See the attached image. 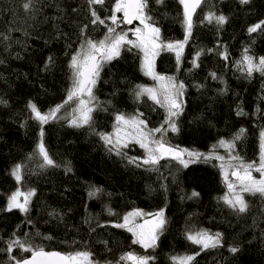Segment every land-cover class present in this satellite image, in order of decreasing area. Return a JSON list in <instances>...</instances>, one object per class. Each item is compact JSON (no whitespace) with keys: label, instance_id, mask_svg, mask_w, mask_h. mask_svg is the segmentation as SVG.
Wrapping results in <instances>:
<instances>
[{"label":"trees","instance_id":"trees-1","mask_svg":"<svg viewBox=\"0 0 264 264\" xmlns=\"http://www.w3.org/2000/svg\"><path fill=\"white\" fill-rule=\"evenodd\" d=\"M25 2L0 0V264L31 256L15 247L8 253L11 240L45 251L86 250L96 264L114 263L129 252L152 257L149 264H177L173 257L186 255H195L192 264H264V197L245 193L247 210L230 208L221 199L227 188L217 159L209 155H222L223 140L233 144L229 150L239 157L236 165L260 159L264 74L249 77L243 58L258 62L264 57V24L248 31L264 22V0H203L179 63L173 51L156 56L155 72L184 85L181 111L172 117L176 131L165 123L166 108L146 95L137 98L138 86L154 83L142 70L140 50L131 45L102 64L90 123L72 126L78 100L65 103L73 85L71 58L87 40L100 41L108 34L115 0L103 5L32 0L28 10ZM93 10L104 24L92 23ZM146 12L160 29L161 42L184 40L179 0H148ZM209 13L225 16L226 22H209ZM118 17L122 21V14ZM118 27L128 29L122 22ZM30 103L41 114L62 107L55 119L41 123ZM118 115L137 117L148 130L162 128L153 139L163 136L172 147L202 155L184 167L171 157L143 164V151L135 145L117 154L101 134L112 133ZM40 143L54 165L44 164ZM16 165L21 166L20 182L11 174ZM17 189L35 192L26 213L7 210ZM132 210H163L166 222L156 247L143 250L126 228L114 226ZM199 231L219 233L220 244L202 250L186 238Z\"/></svg>","mask_w":264,"mask_h":264},{"label":"snow or ice","instance_id":"snow-or-ice-1","mask_svg":"<svg viewBox=\"0 0 264 264\" xmlns=\"http://www.w3.org/2000/svg\"><path fill=\"white\" fill-rule=\"evenodd\" d=\"M160 2V0H158ZM203 0H179V3L183 6V22L185 24V37L183 41H176L174 43H163L160 39V29L150 23L151 17L147 15L146 9L148 8V0H115L114 7L112 9V15L109 17L113 25L119 23L132 24L133 21H139L143 28L137 27L133 32L135 40L128 38V32L117 33L114 27H108L105 39L100 41L87 40L85 45L81 46V51L71 58L70 67L73 69V85L68 91L67 100H78V106L73 109V115L71 119V125L75 127H82L88 125L92 119L91 113L93 108L90 107L93 97V87L96 84L99 77L102 64L109 62L120 55V50L124 45H131L138 48L143 53L142 70L145 75L151 76L153 80H156L160 84V88H149L138 86L136 92L137 98L146 95L150 100L159 104L161 107L166 108L167 118L165 123L169 125L172 131H176L175 123L172 121V117H175L181 111V104L178 102V97L182 95L184 85L175 83L171 77H165L155 72V57L160 54L161 50L175 51L176 59L179 63L181 53L188 38L191 36L193 27V15L196 9L200 7ZM242 4H247L249 0H240ZM32 0H28L23 4L25 10L30 9ZM89 5H103L104 0H88ZM116 13H123V19L117 17ZM93 24L97 22L104 24L105 21L101 19L95 10L92 11ZM209 22L213 19L217 24H224L226 17L223 15L216 16L214 13H209L205 17ZM264 22L257 23L256 25L249 27V33H254L261 28ZM247 52V49L245 50ZM199 55V53L197 54ZM227 58V57H225ZM244 63L246 64L247 75L250 77L253 72H260L264 74V57H260L258 62H254L251 56L245 55ZM214 76V74H213ZM87 96L89 99L85 100L82 97ZM162 96V99H161ZM3 103V101H0ZM62 105L50 110L48 114H41L35 104H29L31 112L34 114L35 119L41 123H47L50 119H55L57 112H59ZM242 112H238V115ZM117 125L123 124L124 128L117 126L115 129V143L111 135L101 134V138L107 144H113V146H127V140H135L140 144L141 148L146 150V158L143 159V164L156 165L161 159L165 157H171L178 160L184 167L188 166L191 161H186L183 156L186 154L189 157L199 159L202 155L195 151H189L188 149H177L166 143L163 136L160 139H153V133H160L162 128H156L152 130L147 129L145 121L138 119L137 117L126 118L123 115L116 117ZM243 129L240 130L242 135ZM260 141V160L259 166H256L255 162L245 164L241 161L238 165H233L231 161L239 160L237 156H231L228 167L232 168L231 176L235 178V182L229 180V173L224 171V181L227 185V194L221 199L230 208L238 209L239 212H245L247 210V203L245 201L244 194L257 195L264 197V131L261 132ZM239 135L236 139H239ZM220 145L231 149L233 144L230 142L220 141ZM39 154L43 157L45 165L52 166L54 161L49 157L43 143L38 145ZM117 154L119 149L117 148ZM210 157H204L205 160ZM217 159L223 160V157H217ZM135 162V158L132 161ZM221 168L224 169L225 165L221 164ZM253 171L260 174V178L257 179L253 175ZM12 176L17 182L21 180V166L16 165L12 170ZM238 189V190H237ZM35 194L34 190L28 192H21L17 189L8 198L7 210L18 209L21 212L26 213L28 211V204L31 197ZM94 195V193H90ZM193 196H197L198 193L193 192ZM23 197V202H21ZM145 215L143 212L137 210L131 212L123 217L124 222L122 224H116L115 227L126 228L131 232L135 239L133 243L140 244L143 248L156 247L159 234L162 231L165 218L163 210L153 215L152 220H145L143 224H135L134 217ZM131 225V226H130ZM186 238L193 244L200 245L202 250L208 248L217 247L220 244V234H209L207 231H199L195 234H188ZM19 248L23 252H30L31 257L28 259L17 260L16 257H11L14 264H96L92 260V254L89 251H75L69 253H61L58 251H45L43 248H33L30 245H26L20 240H11L8 242L6 251L11 253L13 249ZM231 252L236 253L238 249L233 247ZM198 255V253L196 254ZM121 260L130 261L131 264H149L152 257L149 256H137L131 252L120 258ZM195 259V255H186L182 257H173V260L177 261V264H192Z\"/></svg>","mask_w":264,"mask_h":264},{"label":"rangeland","instance_id":"rangeland-1","mask_svg":"<svg viewBox=\"0 0 264 264\" xmlns=\"http://www.w3.org/2000/svg\"><path fill=\"white\" fill-rule=\"evenodd\" d=\"M118 14H122V13H116V15H117V17H118ZM119 18V17H118ZM121 18V17H120ZM119 18V19H120ZM110 23L112 24V22H111V20H110ZM118 25H120V23L118 24ZM118 25H113L112 24V26L111 27H114L115 29L116 28H119L118 27ZM126 27V26H125ZM137 27H140V28H143V25H141L140 24V22L139 21H136V23L134 24V26H133V28L131 27V29L129 28V27H127L128 29H124V30H120V29H116V32L117 33H121V32H128V38L130 39V40H133L132 38H131V34H133V32L131 31V30H134L135 28H137ZM108 35V34H107ZM106 37V36H105ZM105 37L103 38V39H105ZM141 52V51H140ZM173 52H175V51H173ZM141 55H142V60H143V53L141 52ZM156 58V57H155ZM105 63V62H104ZM103 63V64H104ZM148 76V75H147ZM149 78H150V80L154 83L151 87H149V88H155V89H158L159 90V88H160V84H159V82L158 81H156V80H153L152 79V77L151 76H148ZM83 99H85V100H88L89 98L85 95V96H83L82 97ZM161 99H162V96H161ZM178 102L181 104V102H182V95H180L179 97H178ZM93 103H94V99H92L91 100V103H90V107H92L93 106ZM77 106H78V103H77ZM34 115V114H33ZM117 126H119V127H121L122 129L124 128V125L123 124H120V125H117V120H116V123H115V126H114V129H113V131H112V133L110 134L112 137H113V142L115 143V135H114V133H115V129H116V127ZM153 138V137H152ZM127 142V146H129V145H135L139 150H141V151H143V155H142V157L140 158V160L143 162V159L144 158H146V155H147V153H146V150L144 149V148H141L140 147V144L139 143H137L135 140H127L126 141ZM107 144V143H106ZM109 146H111L112 148H114V149H125L126 147H123V146H120V145H117V146H113V144H108ZM223 148H224V150H223V152H222V155H219V154H213V152L212 153H210L209 155L210 156H215V158L217 159V157H223V160H221V159H217V164H218V166L220 167V170H221V173H222V177H223V180H224V171L225 170H227L228 171V173H229V180L230 181H232V182H235V180H233L232 178H230V174H231V171H232V168H230V167H228V164H229V161H230V157L231 156H233L232 154H231V152H230V150H229V148H227V147H224L223 146ZM169 158V157H168ZM260 158V157H259ZM183 159H185L186 161H191V162H193V161H195L197 158H194V157H189V156H187L186 154L183 156ZM260 160V159H259ZM259 160L256 162V166H259ZM191 162H189V163H191ZM237 161L236 160H233V161H231V163L233 164V165H236L235 163H236ZM188 163V164H189ZM221 164H224L225 165V168L224 169H222L221 168ZM253 175L257 178V179H259L260 178V174L258 173V172H255V171H253ZM225 185H226V183H225ZM226 188H227V185H226ZM238 190V189H237ZM228 191V190H227ZM21 199V202H23V197H21L20 198ZM134 211H136V210H132V211H129L127 214H129V213H131V212H134ZM139 211H141V212H143L145 215H143V216H139V217H134L133 218V221H134V223L135 224H143L144 222H145V220H152L153 219V215H151V214H146L144 211H142V210H139ZM126 214V215H127ZM125 215V216H126ZM124 222V220L122 221V223ZM121 223V224H122ZM131 226V225H130ZM130 234H131V236L133 237V240L135 239V237L133 236V234L130 232ZM138 244V243H137ZM143 250H146L145 248H143L140 244H138ZM148 249V248H147ZM134 254V253H133ZM126 254H124V255H122V256H125ZM136 255V254H135ZM121 256V257H122ZM137 256H146V255H137ZM120 257V258H121ZM29 257H27V258H25V259H28ZM119 258V260L118 261H116V262H114V263H109V264H131V262L130 261H127V260H121Z\"/></svg>","mask_w":264,"mask_h":264},{"label":"water","instance_id":"water-1","mask_svg":"<svg viewBox=\"0 0 264 264\" xmlns=\"http://www.w3.org/2000/svg\"><path fill=\"white\" fill-rule=\"evenodd\" d=\"M122 19H123V13H122ZM135 22H136V21H133L132 24H130V25H129V24H124V23H123V24H124L126 27H132V26L135 24ZM131 38H132L133 40H135V36H134L133 34L131 35ZM231 178H232L233 180H235L234 177L231 176ZM30 257H31V256H30ZM30 257H29V258H30Z\"/></svg>","mask_w":264,"mask_h":264}]
</instances>
